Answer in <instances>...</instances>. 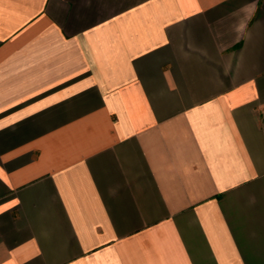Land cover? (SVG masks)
I'll list each match as a JSON object with an SVG mask.
<instances>
[{
	"label": "crops",
	"instance_id": "1",
	"mask_svg": "<svg viewBox=\"0 0 264 264\" xmlns=\"http://www.w3.org/2000/svg\"><path fill=\"white\" fill-rule=\"evenodd\" d=\"M0 264H264V0H0Z\"/></svg>",
	"mask_w": 264,
	"mask_h": 264
}]
</instances>
